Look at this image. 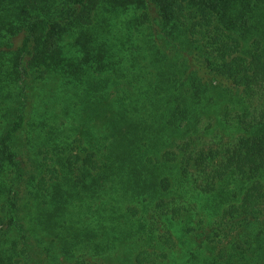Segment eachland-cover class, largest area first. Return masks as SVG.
I'll list each match as a JSON object with an SVG mask.
<instances>
[{
	"label": "trees",
	"instance_id": "16d2710c",
	"mask_svg": "<svg viewBox=\"0 0 264 264\" xmlns=\"http://www.w3.org/2000/svg\"><path fill=\"white\" fill-rule=\"evenodd\" d=\"M0 264H264V0H0Z\"/></svg>",
	"mask_w": 264,
	"mask_h": 264
}]
</instances>
